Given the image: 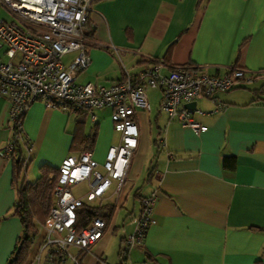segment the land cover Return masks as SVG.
Here are the masks:
<instances>
[{"label": "crops", "instance_id": "obj_1", "mask_svg": "<svg viewBox=\"0 0 264 264\" xmlns=\"http://www.w3.org/2000/svg\"><path fill=\"white\" fill-rule=\"evenodd\" d=\"M87 31L90 61L77 74L79 83L109 86L155 62L163 74L180 65L218 76L229 67L264 69V0H95ZM73 55L63 56L62 62ZM147 98L149 110L134 112L139 135L125 179L120 187L113 180L99 200L114 205L113 216L84 264H99L98 258L118 264L108 249L114 244L118 257L140 197L152 193V222L142 244L131 249L132 262L264 264V79L217 93L215 101L222 107L215 113H210L214 101L198 98L192 117L205 127L198 132L160 111L158 89H148ZM8 108L0 96V149L12 134ZM93 114L94 122L86 111L61 112L41 101L31 103L17 150L25 179L34 180L42 164L58 168L66 156L88 146L102 171L120 134L109 108ZM224 157L231 159L224 162ZM12 179V159L0 156V217H5L0 221V264L6 263L22 229L12 214ZM131 193V207L120 215ZM38 242L34 238L24 264H32Z\"/></svg>", "mask_w": 264, "mask_h": 264}, {"label": "built area", "instance_id": "obj_2", "mask_svg": "<svg viewBox=\"0 0 264 264\" xmlns=\"http://www.w3.org/2000/svg\"><path fill=\"white\" fill-rule=\"evenodd\" d=\"M95 0H0L13 20H0V96L9 102L10 139L0 149L1 157L17 154L23 141L22 119L29 105L41 101L47 109L69 112L86 111L94 122L95 109L109 108L113 128L120 134L109 147L102 171L90 151L66 156L58 167L53 190V204L39 227V242L32 264H84V257L103 236L105 221L93 218L85 227H76V210L87 201L100 200L112 181H124L138 142L136 109L149 110L148 89L160 91L159 109L169 120L198 132L205 129L192 117L186 105L198 98L214 101L210 113L219 111L217 93L264 79V69L245 70L229 67L225 74L210 75L198 67L180 65L166 74L155 62L136 75H126L109 86L79 83L75 78L89 64L85 35L89 13ZM74 53L67 64L63 56ZM201 113V111H198ZM162 145L163 142L161 143ZM87 184L82 196L71 188ZM155 194L139 199V211L132 219V229L122 239L118 264L134 263L130 251L142 244L152 222ZM99 264H107L98 258Z\"/></svg>", "mask_w": 264, "mask_h": 264}, {"label": "trees", "instance_id": "obj_3", "mask_svg": "<svg viewBox=\"0 0 264 264\" xmlns=\"http://www.w3.org/2000/svg\"><path fill=\"white\" fill-rule=\"evenodd\" d=\"M87 26L88 23L85 27V35L88 38ZM91 143L92 139L90 138L89 145ZM85 150L90 151V147L88 146L82 151ZM11 159L13 162L12 184L16 191L12 214L19 219L22 229L5 264H24L38 232L39 224L46 220L53 204V190L57 182L58 168L42 164L39 167L38 176L32 181H27L24 174V160L17 154H13ZM228 159L231 158L224 157V162H227ZM94 201H85L76 210V227L78 229L85 227L95 217H100L105 221V228L109 225L114 205L102 201L95 204ZM3 218L5 217H0V221Z\"/></svg>", "mask_w": 264, "mask_h": 264}, {"label": "rangeland", "instance_id": "obj_4", "mask_svg": "<svg viewBox=\"0 0 264 264\" xmlns=\"http://www.w3.org/2000/svg\"><path fill=\"white\" fill-rule=\"evenodd\" d=\"M0 17H3V19L4 20H6V21H11V20H13V16H12V14L4 7V6H2L1 4H0ZM65 58H67V55L64 57V59L63 60H66ZM86 189H87V185H86V183H79V184H77V185H75V186H73L72 188H71V191H72V193H73V195H75V196H82V195H84V192L86 191ZM132 193H133V191H132ZM132 193L129 195V198H128V200H127V203L124 205V207H122V208H120V215H124L125 214V212L128 210V209H130V207H131V202H132V198H131V195H132ZM134 199V198H133ZM99 200H95L93 203H97ZM111 201H113V200H110V202ZM135 210H136V208H135ZM42 223H40L39 224V227H40V225H41ZM120 230H122V228H119ZM39 228H38V232H37V234H36V236H35V238H37L38 236H39ZM108 253L109 254H112V256L115 258V261L116 262H118V257L116 256V253H115V251H114V244H111L110 245V247H109V249H108ZM108 263H110L111 262V260L110 261H107ZM111 264H113V262H111Z\"/></svg>", "mask_w": 264, "mask_h": 264}, {"label": "water", "instance_id": "obj_5", "mask_svg": "<svg viewBox=\"0 0 264 264\" xmlns=\"http://www.w3.org/2000/svg\"><path fill=\"white\" fill-rule=\"evenodd\" d=\"M195 102L188 103L186 106L191 110L194 108Z\"/></svg>", "mask_w": 264, "mask_h": 264}]
</instances>
